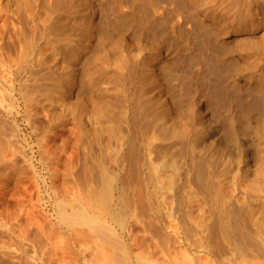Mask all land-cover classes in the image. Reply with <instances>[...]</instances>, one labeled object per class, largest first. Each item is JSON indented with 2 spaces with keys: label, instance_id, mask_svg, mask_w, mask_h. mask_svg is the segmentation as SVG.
<instances>
[{
  "label": "bare ground",
  "instance_id": "1",
  "mask_svg": "<svg viewBox=\"0 0 264 264\" xmlns=\"http://www.w3.org/2000/svg\"><path fill=\"white\" fill-rule=\"evenodd\" d=\"M237 3V0H0V132L7 127V120H16L15 115L18 113L28 116L30 112L31 116V112L36 111L38 107L46 109L48 105L51 109L52 105L55 106V103H58H53L52 98L55 94L59 95L64 110L67 108L65 104L78 108V111L95 118L97 122L95 125L100 124L97 128L100 130H102L101 122L105 123L101 131H104L103 133L91 131L94 133V138L95 135H100L96 137L104 143L103 147L102 142L100 143L97 139L98 147H103V150L100 148L99 153V149L97 148L98 151H96L92 146L95 152L101 154L98 158H101L99 159L104 165L102 166L99 161V166L95 167H100L99 170L93 168V171L92 169L88 171L87 167L83 170L84 177L87 175L88 179L93 177L92 179L96 182L99 180L98 187L90 193L92 194L89 197L90 203L84 197L92 208L94 206L98 214L84 215L85 213L79 211L72 217L64 216V219L70 224L80 222L88 225L89 233L93 234L92 239L95 236L98 239L95 241L110 246L113 252L117 251V264H126L128 257H125L126 252L121 246L122 243L118 242L120 241L117 238L118 234H115L112 225L115 224L123 229L125 210L129 212L127 208L131 211L133 208L136 209L130 214L131 216L134 213H141L136 216L137 218H134V214L133 218L138 219L142 225L147 223L151 228L148 231L155 233V230H160L156 217L154 218V215L149 212L147 204L152 198L150 189L147 195L151 198L148 201L142 200L148 206L149 211L146 212L151 214L149 217L146 213L148 219L143 216L144 213L142 214L139 208H136L138 205L135 198L142 199V196H133L134 199H132L129 195L131 191L134 195L137 187L140 192L146 191L142 187L146 185L144 182L142 186L137 183V187L131 186L138 178H142L141 174L146 179L150 178L148 181L155 179V186L151 181V186L155 188L158 184V187L160 183L163 184L159 180H169L165 182L168 183L167 185L164 184L171 190L170 192L177 189L178 182L185 180L184 177L189 176V179H194V184H197L200 193L197 192L202 194L201 201H205L208 215L212 217L209 223H205L207 221L204 220L201 232H203L202 240H205L206 245L209 243V249L213 254H220L222 245L223 248H227V245L224 246L223 243H229L228 247L230 243H233V252L241 258L242 256L264 257V245L259 246V243L264 241V172L262 169L264 166V33H258L262 29L261 32L264 31V0H243L242 4ZM234 5L237 8H234L236 7ZM257 33L260 35L257 36ZM52 34L57 35L59 39L52 36L53 41L50 38L51 41L48 38L45 39V36ZM49 41L51 42L49 47H51L45 49ZM108 60L117 61L122 68L119 71L104 68L103 64L108 63ZM179 70L184 74L185 80H178L179 84L171 85L169 76ZM47 80L51 82L49 86L47 82L45 84ZM106 84L110 85V88L102 87ZM119 84L122 85L124 94L115 92L114 85ZM16 96L19 99H15ZM55 111L58 110L54 112L49 110L47 117L56 115L55 119L57 117L59 119L62 115L61 119L57 120L58 124L53 123V126H65L67 124L65 112L61 110V114L60 112L56 114ZM70 120L76 121L75 131L70 134L73 135L71 141L73 140L74 147L78 149V152L75 150L77 159L82 160L83 164L85 161L92 163L89 160L91 148L88 150V145L91 144H88V141H91V138L86 136L89 130H82L80 123L83 120L81 121L77 115ZM157 121L160 122L156 123ZM126 124L133 128L132 135L141 136L145 130H149L152 131L153 139L177 142L181 144V150L188 145L189 153L185 151L177 153V155H184L178 159L179 163L176 161L178 156L175 159H168L173 158L170 157L171 154L173 156L171 152L167 153L166 157L168 155L169 157L166 159L164 155L169 152L166 147L169 148L170 144L163 142L166 152L162 154V157L166 160H161L162 164L156 166L160 160L157 162L158 159H154L157 157L151 158L147 160L149 167L141 171V148L144 145L134 143L136 139L134 136L133 141H130L131 145H127L125 151ZM48 128H50L49 132L51 128L53 129V127ZM64 132L65 128L59 134ZM104 133L106 135L100 139L101 134ZM6 143L12 145L10 140ZM157 144L155 147L160 146L162 149V146ZM165 144L168 145L165 146ZM171 146H173L172 143ZM181 147L178 146L179 150ZM93 150L90 152L92 153ZM149 158L148 155L147 159ZM61 159L62 157H59V160ZM95 159L99 160L94 158V162ZM221 167L223 171L227 170L230 178L227 179L226 173L225 176L221 175L223 179H219L221 176H216L220 173L218 170ZM250 173L256 174L253 183L257 185V190L251 189L249 182L248 188L251 190L244 187L243 179L251 175ZM214 177L220 181L216 180L217 183H214ZM141 181L138 183L142 184ZM164 184L160 186L161 189H164ZM140 186L143 189H140ZM166 186L165 191H167ZM215 186L226 189L224 191L227 193L218 189L220 193L224 192V198L222 194L216 192ZM84 187L89 188L85 185ZM91 187L90 190H92ZM131 187L136 190H131ZM138 192L135 193L139 194ZM116 196L120 202L119 209L121 212L124 211L123 216L122 214L114 215L117 214L116 209L114 214L109 211L110 203ZM161 196L167 203L171 200L167 201L169 197L165 195L166 200L164 194ZM192 196L194 197L193 194ZM239 199L242 200L241 203ZM132 200L135 201L133 205H136L132 206L133 208L130 205ZM190 200L192 202L194 199ZM196 201L198 202L197 199ZM196 201L192 204L199 205L200 203L196 204ZM239 203H244L246 207L251 204L257 205L256 210L253 206L254 212L251 214L253 219L250 218L255 224L262 225L258 226L263 227L257 229L258 234L251 232L252 229L249 230V223L246 226L242 225L232 217V226L228 224L231 218L227 219V222L221 215V207H231L230 210H232L237 205L240 207ZM61 204L65 205L63 202ZM170 204L171 210L173 204L172 202ZM114 205H112L113 209ZM191 206L189 204V207ZM139 210L141 212H138ZM139 216L140 218L143 216L147 221L149 218L151 220L152 216L153 220L145 222V219L141 220ZM162 217L163 220L164 216ZM134 219L132 220L136 221ZM159 235L164 236L161 233ZM118 251L122 253V256ZM8 256L4 255L7 259ZM101 264H103L102 261ZM134 264H144V261L142 263L136 259Z\"/></svg>",
  "mask_w": 264,
  "mask_h": 264
},
{
  "label": "rangeland",
  "instance_id": "2",
  "mask_svg": "<svg viewBox=\"0 0 264 264\" xmlns=\"http://www.w3.org/2000/svg\"><path fill=\"white\" fill-rule=\"evenodd\" d=\"M237 1H238V3H241V4L243 2V0H241L242 2L240 0H237ZM244 1H246V0H244ZM236 5H234V6H236ZM234 8H237V6ZM261 31L258 33H261V34L264 33V31L263 32H261ZM258 33H257V36L260 35ZM51 36L54 37L55 39H59L58 36L54 35V34H52L48 37L45 36L46 37L45 39L50 38L52 40ZM50 41L48 42L45 49H48L51 47V46L49 47V45L51 44ZM108 63L105 62V64H103V67L108 68V69L109 68L114 69L117 71H119V69L122 68L121 64L119 65V63L115 60H110ZM184 77H185L184 74L179 70V71L173 72V74H171L169 76V81H170L171 85H173V84L176 85V84H179L178 82L181 81L182 79L184 81L185 80ZM46 82H47L48 86L51 83L48 80L45 81V84H46ZM121 86H122L121 84H119L118 86L114 85L116 93H123L122 92L123 88H121ZM50 87L52 88V86H50ZM102 87L107 89V88H110V85L106 84V85H103ZM119 88H121V89H119ZM49 90H51V89H49ZM41 91L44 93L43 90H41ZM48 93H50V91ZM118 95H121V94H118ZM16 98H18V97L16 96L15 99ZM52 99H53V103L58 102V103H55V106L54 105L51 106V109H52V107L54 109L51 110L50 107L45 103L47 105L46 107L47 108L49 107L50 112H52V111L54 112V110L57 109L58 111H55L56 114L59 112L61 114V110H63L65 112V115L67 116V118L65 117V119L68 120V122H67V120L65 121V123H67V124H65V126H62V127L56 126L58 124L59 119H61L62 115L59 117V119H57L58 117L55 119L56 115H55V117H54V115H48L49 117H47L49 110L47 108L45 109L44 107H38L36 109V111L31 112L32 117L29 114L30 112L27 114L28 116H24L25 114H23V113H18L17 115H15L16 116L15 121H13L12 119L7 120L6 121L8 123L7 127L0 132V264H101V261L103 262V264H117V256H118L117 251L113 252L110 246L103 244L100 241H95L97 239L95 236H94V239H92L93 234L89 233L90 227L88 225H86L84 223H80V222L79 223L75 222V223L70 224V223H67L66 220L64 219V216L72 217L75 212H79V211H81L80 213H82V212H83V214L85 213L84 215H91V214H95V213L98 214L97 210L94 209V206H93V208L91 207L92 205L90 206V204H89L90 198L89 197H91V195H92V194H90V193H92L91 191H94L98 187L99 180L97 178L98 182H96L95 180L92 179L93 177H91V179L93 181L90 178L89 179L86 178L87 175L84 177L83 176L84 175L83 170H85V168L87 167L86 170L91 171L89 169H92V171H93V168L99 166V164L102 162L100 160L101 158L100 157H99L100 159L98 158V156L99 155L101 156V154H98V153L104 147V143L102 140H99V137L98 138L96 137V136H100V135H95V138H96L95 139L93 137L94 136L93 132L96 131L95 133L99 132L98 134H100V132L103 130V126L105 127V123L101 122L100 128L102 130L97 129L98 126H100V124L95 125V123H97L95 118H92L91 116H89L85 112L82 113V112L78 111V108L71 107L70 105H67V104H65L67 106V108L64 110V108H63L64 105L61 104V101L59 100L60 99L59 95H57V94H55V96ZM56 104H58V105H56ZM17 105H18V103H17ZM46 111H47V113H46ZM32 113L34 115H32ZM78 114H80V115H78ZM75 115H77L80 118V120L81 119L83 120V121L81 120L82 122L80 121L81 125L79 124L80 126H82V130L83 129H85L86 131L89 130V132L87 131L88 134L86 133L87 138H88V136H89V139L91 138V141L90 140L88 141L89 142L88 144L91 143L90 145H88L89 148L87 146L88 150L91 148L89 150V155L90 154L92 155V153H94L95 150L98 151V149H99L98 153L95 152L92 156L90 155L91 158H89V160L92 161V163L85 161L83 164L82 163L83 161L78 160L76 157V153L78 152V149L76 147H74L73 140L71 141V139H73V135L70 134L72 131H75L76 126L74 124H76V121L70 120L73 118V116L75 117ZM48 118L53 122L52 123L48 122V121H50ZM159 122L160 121H157L156 123H159ZM53 123L56 124V125H54L55 127L53 126ZM90 124H94L95 127H94V125H90ZM49 125H52V126H49ZM79 125H77V126H79ZM91 126H93L95 129ZM128 126L130 127L129 124L125 125L126 131H125V135H124V149L126 151L127 145L130 144V141H133L134 136L136 138L133 141L134 143L139 144L140 146H142V144L144 145V146H142L143 148H141V154H142L141 171H145V169L149 167L148 161L151 158L153 159L154 157H157V158H154V159H158L157 162L160 160V162H158V164H156V166H158V165L162 164L161 163L162 161L166 160L169 157V155H168V157H166L167 153H170V152L173 153V156H172V154L170 155V157H173V158H168V159H175V157L178 156V158L176 160L178 163H179L178 159H180V157H183L184 155H182V154L177 155V153L184 152V151L187 152V154L189 153L188 152L189 148L187 147L188 145L184 146V148H183L184 150H181L182 149L181 144H179L177 142L175 143V142H172L169 140L153 139L154 137L152 138V136H153L152 131L150 132L149 130H145L144 134L141 136H137L135 134L132 135L134 133L131 131L133 128L130 127L131 128L130 129ZM48 127H53V129L51 128V131L49 132L48 130H50V128H48ZM70 127H71V129H70ZM84 127H86V128H84ZM64 128H65V132L59 134L62 131V129H64ZM90 129H93V130H90ZM150 129H152V128H150ZM91 131H93V132H91ZM127 131H129V132H127ZM55 132H57V133L59 132V133L56 134ZM68 132H69V134H68ZM103 132H101V133H103ZM92 133H93V135H92ZM103 135H106V133L101 134L100 139H103L102 138ZM53 137H55V138L53 139ZM137 137H138V141H137ZM97 139L100 141V143L102 142V144H103L102 145L103 147H100L101 149L98 147L99 141ZM126 139H128L129 142ZM7 140H10L12 145H9L8 143H6ZM125 141H126V145H125ZM140 141H141V143H140ZM142 141H145L144 142L145 144ZM160 141H162V142H160ZM163 142L168 143L170 145L172 143L173 146H171V147H170V145L165 144V146L166 145L169 146V148L166 147V150L168 151V149H169V152H166L165 147L163 145L164 144ZM97 143H98V145H97ZM157 143L162 146V149L159 146L161 150L159 149L158 146L155 147V145ZM92 146L95 150L92 149ZM100 146H101V144H100ZM178 146L181 147L180 150H179ZM15 148L17 150H15ZM82 148H83V150L85 149L84 146ZM91 150H93L94 152L92 151V153H91L90 152ZM13 151H15V152H13ZM172 151H174V152H172ZM165 152H166V155H164ZM96 153H97V155H96L97 157L95 156ZM11 154L14 157L11 156ZM162 154L164 155V157L166 159L164 157H162ZM148 155L150 157L149 159H147ZM56 157L58 159V164H57ZM59 157H62V159L59 160ZM70 158H72V159H70ZM92 158L93 159L97 158L99 160L95 159L96 161L94 162ZM65 161H67V162H65ZM97 161H98V164H97ZM99 161H100V163H99ZM94 163L96 165H94ZM144 163L146 164V166H144L145 165ZM84 165H85V167H84ZM103 165L104 164H102V166ZM105 165H106V167H108L106 163H105ZM16 166H17V168H16ZM82 167H84V169ZM222 168L223 167L219 168L218 171L220 173L216 176L220 177L223 174L222 176L228 175L227 179L230 178V175L227 172V170L223 171ZM56 169L60 170V171H57ZM95 169L99 170L100 167L95 168ZM262 169L264 172V166ZM222 172H224V173H222ZM80 173L82 175H80ZM253 174L247 175L246 177L244 176L245 178L243 179V183L245 185L242 183V186L244 185V187L248 188V185L250 183L249 186H251V189L257 190V188H256L257 185L253 183L255 181L254 179L256 177V174H254L255 176ZM88 177H89V175H88ZM141 177L142 178H138L134 183H132L131 186L134 187V185H136V183L142 186L145 183L146 185H144L142 187L144 188V191L146 190L147 192L146 191L140 192V190H138L139 188L136 185L137 190L134 189L135 187L130 188L131 190H136V191H134V195L132 194L133 191H131L130 189L129 190L131 191V194L129 193V195L131 196L132 199H134L133 196H139V195L142 196V199H141V197H138V199L135 198L137 200V203H138V204L136 203V205H138L136 208L137 209L139 208L142 211V214L144 213L143 216H145V218H147L146 217L147 214H149L148 215L149 217L151 214L154 215V218L156 217L155 220L157 222V225L159 224L160 230H155L156 231L155 233L158 232V234H155L154 231H148L150 227L147 225V223H144V225H142L138 221V219L137 220L134 219L137 215H140L141 213L140 214L134 213L135 214V216L133 214L134 218H133V216L130 215L136 211V209L133 208L134 206H136V205H133V203L135 202V201L133 202V200H132V204H130L131 207L133 206L132 207L133 210L132 211L129 210L130 208L129 209L127 208V210L129 212H126V210H125V213H126L125 215H127L126 217L124 215V218L126 219L125 220L122 217L124 211L121 212V210L119 209L120 202L117 200V196L114 197L112 202L110 203L111 208H109L110 209L109 211L113 214L115 212H117V214H114V215H121L122 214L121 218H123V223L125 224L123 229H120L115 224H113L112 227H114L113 229H115L114 230L115 234H118V236L116 235L117 238L120 240L118 242H120V244L122 243L121 246L124 249V251L126 252L125 254L127 256L125 255V257H128V261L126 260V264H134L136 259L140 260L142 263L144 261V264H148V263L149 264H174V263L175 264H190V263L191 264H194V263L195 264H233L232 262H234V261H235L234 264L235 263L236 264H264V257L260 258V257L242 256V258H241V257H239L240 255H238V254L236 255L233 252V247H234L233 243H230L229 247H228L229 243H223L224 246L227 245V248L226 247L223 248V245H222V249H221L222 251H220L221 253L220 254L219 253L213 254V252L209 249L210 248L209 243H208V245H206L207 243L204 242L205 240H202L203 239V232H201L202 231L201 230L202 229L201 228L202 223H204L205 221H207L205 223H209L210 220L212 219V217H210L208 215V212H207L208 208L205 207V206H207L205 201H201L202 200V194H199L200 193L199 188L197 187V184L196 185L194 184L193 178L189 179V176L184 177L185 180L182 179L181 183L178 182V187L175 190L176 192L173 191L174 192L173 193V192H170L171 191L170 189H167L166 185L168 183L167 184L165 183V182H168L169 180H167V181L159 180L160 182L162 181L163 184L164 183L166 184V185L164 184V189H161V187L163 186L162 183H160L161 187L160 186L158 187V185H159L158 184L155 188V187L151 186L152 183H154V186H155V183H156L155 179L148 181L150 178L148 179V177H147V179H146V177L143 174H141ZM217 177L216 178L214 177L215 180L212 178V182L214 180L215 181L214 183H217L218 181H220L219 179H223V177L222 178L220 177L219 179H217ZM247 177H249V178H247ZM251 177H252V179L254 178L253 181H252V179H250ZM186 178H188V179L186 180ZM140 179H142V181ZM139 180L141 181L142 184L138 183V182H140ZM154 180H155V182H154ZM216 180H217V182H216ZM151 181H153V182L151 183ZM185 181H187L188 183ZM147 182L148 183L150 182V183L147 184ZM182 183H184V184H182ZM246 184H247V186H246ZM84 185L89 186V188L86 189V187H84ZM91 185H92V187H91ZM254 185H256V186H254ZM165 186H166L167 191H165ZM217 186H219V185H217ZM90 187L92 190H90ZM142 187L140 189H143ZM192 187H194V188H192ZM157 188H160L161 190L160 189L156 190ZM215 188H216V186H215ZM149 189L151 191L150 193H151V197L153 198V200H151L152 198L149 197L150 195L149 196L147 195V194H149V191H148ZM154 189L156 191H154ZM218 189L224 191L225 188L217 187L216 188L217 193L219 192ZM248 189H250V188H248ZM162 190H164L165 193H164V191L162 193ZM191 190H193V191H191ZM87 191H88V193H87ZM130 191H128V192H130ZM137 191H139L140 193L139 192H138L139 194L135 193ZM197 191H199V193ZM225 191H226V189H225ZM166 192H169L170 194L172 193L171 196H169L170 194H168V193H167L168 194L167 195ZM224 192L221 191V193L219 192V194H222V197H223V196H225ZM225 193H227V192H225ZM161 194H164V196L166 195L167 198L169 197V199L167 200V198L165 196L167 201H169L170 199L172 201L170 200L167 203L165 201L164 197L162 198ZM186 194H188L190 196H188ZM192 194L194 195V197L192 196ZM196 195H198V196L196 197ZM84 197L87 200H89V203H88V201H85L86 199ZM199 197H201V199ZM149 198H151L149 201H151V202L153 201L152 202L153 206H152V203L148 201ZM188 198L194 199V200H192V202H191V200L189 199L190 200L189 201ZM143 199H146V201H148L147 204L149 205L150 211L148 209V206H146L145 203L142 201ZM162 199L168 205L165 204V202ZM196 199L198 200V202L200 204L196 201ZM66 200H69V201H66ZM60 201L65 203V205L61 204L62 202H60ZM184 201L185 202L189 201V202L185 203ZM194 201H196L197 203L196 202L195 203L199 204V205H193ZM239 201L241 203L242 200L239 199ZM159 202H161V203H159ZM162 202H164V203H162ZM170 202H172V204H173L171 210L169 208V207H171ZM58 203H60V204H58ZM75 203H78V204H75ZM240 203H239L240 207L237 205V206L233 207L232 210H230L231 207H229V208H227V206L221 207V211H220L221 215L224 218H226V220L231 218V220H229V222L227 220V222H228V224H230L232 226H233L232 217H234L235 218L234 220H236L238 223H240L242 225L246 226V224L249 223V226L247 225L249 230L252 229V230H250L251 232L253 231L254 233L256 232L258 234L257 229L258 230L262 229L264 226L259 228L258 226L259 225L262 226V225L258 224V223L255 224V222H253L251 220V218L253 219V216L251 214H253V212H254V207L256 210L257 205L254 206V204H251L248 207H246L247 205H244V203H242L243 204L242 205ZM72 204H74V205H72ZM163 204L165 206H163ZM169 204H170V206H169ZM189 204H190V206L192 205L191 206L192 210H191V207H189ZM112 205L115 206L114 209L112 208L113 207ZM117 206H118V208H117ZM151 206L153 208H151ZM197 206H198V209H197ZM214 207H215V205H214ZM80 208L83 210H81ZM240 208H241V211H240ZM61 210H63V211L61 212ZM114 210H115V212H114ZM119 210L121 213L119 212ZM140 210L138 212H141ZM88 211L90 212V214H88L89 213ZM146 211L151 212V214L147 213ZM242 211H243V213H242ZM234 212L236 213L237 217L234 216L235 215ZM227 213H229V214H227ZM199 214H200V216H199ZM128 216H130V217H128ZM143 216H142V218H140V216H139V219L144 220L145 218H143ZM162 216H164L163 220H162V218H163ZM238 216H239V218H238ZM131 218L136 220V221H133ZM243 218H245L244 219L245 221L243 220ZM149 220H150V218H149ZM152 220H153V217L151 216L150 221H152ZM155 220L153 221V223L155 222ZM144 221L146 222L147 220L145 219ZM162 221L165 223H163ZM161 223H163V224H161ZM169 223H171V224H169ZM164 224H166L167 227L166 226L164 227ZM168 224H169V226H168ZM141 225H142V228L140 227ZM199 225H200V227H199ZM250 225H251V227H250ZM160 226H162V227H160ZM255 227H256V229H255ZM145 228H146L147 232L146 231L144 232ZM124 229H127V230H124ZM171 229H173V230H171ZM150 230H151V228H150ZM118 231L120 232L121 236H120ZM123 233H125V234H123ZM160 233L163 234L164 236H166L167 238L164 237L163 235H162L163 237H161V235H159ZM121 239H123V240H121ZM128 239H131V240H128ZM130 241H131V243L134 244V246H133V244L131 245V243H129ZM135 241H136V243H135ZM177 242H178V244H177ZM263 242L259 243V246L264 245ZM180 243H181V245H179ZM203 243H205V244H203ZM123 245H124V247H123ZM135 245H136V247H135ZM224 249H226V250H224ZM205 250H207V251H205ZM162 252L165 254H163ZM175 252H177V253H175ZM118 253L120 256H122V253L120 251H118ZM5 254L9 255L8 259H7V257L6 258L4 257ZM136 254H138V255H136ZM141 254H142V256H140ZM216 254H217V256H216ZM176 255H178V256L175 257ZM233 255L235 258L233 257ZM179 256H181V257H179ZM193 256H195V257L197 256V257L195 258ZM96 261H98V262H96Z\"/></svg>",
  "mask_w": 264,
  "mask_h": 264
}]
</instances>
